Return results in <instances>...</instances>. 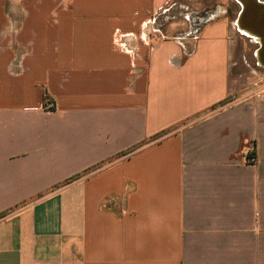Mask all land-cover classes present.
<instances>
[{
    "label": "crops",
    "instance_id": "crops-1",
    "mask_svg": "<svg viewBox=\"0 0 264 264\" xmlns=\"http://www.w3.org/2000/svg\"><path fill=\"white\" fill-rule=\"evenodd\" d=\"M229 1L0 0V264H264L261 43Z\"/></svg>",
    "mask_w": 264,
    "mask_h": 264
},
{
    "label": "rangeland",
    "instance_id": "rangeland-1",
    "mask_svg": "<svg viewBox=\"0 0 264 264\" xmlns=\"http://www.w3.org/2000/svg\"><path fill=\"white\" fill-rule=\"evenodd\" d=\"M184 1V7L177 10V15L184 17L188 15L191 17L197 7L203 5V9L199 14H194V17H191V21L196 20L197 17L203 18H218V16H224L233 13L234 5L229 0H182ZM239 9V4L237 5V10ZM197 12V11H195ZM214 13V14H213ZM250 38L244 37L238 46V64L242 69H248L259 72V75L262 76L264 81V63L262 64L259 61L258 51L259 48L256 42H250Z\"/></svg>",
    "mask_w": 264,
    "mask_h": 264
},
{
    "label": "water",
    "instance_id": "water-1",
    "mask_svg": "<svg viewBox=\"0 0 264 264\" xmlns=\"http://www.w3.org/2000/svg\"><path fill=\"white\" fill-rule=\"evenodd\" d=\"M239 1L242 3V11L238 18V27L246 29L260 41L258 57L264 60V1Z\"/></svg>",
    "mask_w": 264,
    "mask_h": 264
},
{
    "label": "trees",
    "instance_id": "trees-1",
    "mask_svg": "<svg viewBox=\"0 0 264 264\" xmlns=\"http://www.w3.org/2000/svg\"><path fill=\"white\" fill-rule=\"evenodd\" d=\"M223 102H224V101H222V102H220V103L223 104ZM78 176H79V174H78V175H75V176H73V177H71L70 180H73V179L77 178ZM4 215H5V212H4V213H0V217H2V216H4Z\"/></svg>",
    "mask_w": 264,
    "mask_h": 264
},
{
    "label": "built area",
    "instance_id": "built-area-1",
    "mask_svg": "<svg viewBox=\"0 0 264 264\" xmlns=\"http://www.w3.org/2000/svg\"><path fill=\"white\" fill-rule=\"evenodd\" d=\"M47 108L49 109V110H52L53 109V107L52 106H50V105H48L47 106ZM252 160H254L255 159V157L254 156H252V158H251Z\"/></svg>",
    "mask_w": 264,
    "mask_h": 264
},
{
    "label": "bare ground",
    "instance_id": "bare-ground-1",
    "mask_svg": "<svg viewBox=\"0 0 264 264\" xmlns=\"http://www.w3.org/2000/svg\"><path fill=\"white\" fill-rule=\"evenodd\" d=\"M259 61H260V62H264V60H261V58H259Z\"/></svg>",
    "mask_w": 264,
    "mask_h": 264
},
{
    "label": "flooded vegetation",
    "instance_id": "flooded-vegetation-1",
    "mask_svg": "<svg viewBox=\"0 0 264 264\" xmlns=\"http://www.w3.org/2000/svg\"><path fill=\"white\" fill-rule=\"evenodd\" d=\"M262 64L264 63V62H261Z\"/></svg>",
    "mask_w": 264,
    "mask_h": 264
}]
</instances>
